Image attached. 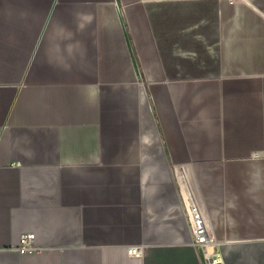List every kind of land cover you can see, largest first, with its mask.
Here are the masks:
<instances>
[{"label":"crops","instance_id":"crops-1","mask_svg":"<svg viewBox=\"0 0 264 264\" xmlns=\"http://www.w3.org/2000/svg\"><path fill=\"white\" fill-rule=\"evenodd\" d=\"M215 260L264 264V0H0V264Z\"/></svg>","mask_w":264,"mask_h":264},{"label":"built area","instance_id":"built-area-1","mask_svg":"<svg viewBox=\"0 0 264 264\" xmlns=\"http://www.w3.org/2000/svg\"><path fill=\"white\" fill-rule=\"evenodd\" d=\"M190 211V224L194 234V245L199 250H204L210 245L211 237L209 235V228L206 225L203 211H201L198 204L192 203L189 207ZM35 233H24L20 237L19 243L16 246L18 251L23 254H34L39 251V247L36 244ZM128 253L132 256H142L143 249L139 247H132L128 249ZM217 261V260H215ZM215 261L213 263H215ZM219 262V261H217ZM212 263V264H213Z\"/></svg>","mask_w":264,"mask_h":264},{"label":"water","instance_id":"water-1","mask_svg":"<svg viewBox=\"0 0 264 264\" xmlns=\"http://www.w3.org/2000/svg\"><path fill=\"white\" fill-rule=\"evenodd\" d=\"M213 264H222L221 262H217V261H215V263H213Z\"/></svg>","mask_w":264,"mask_h":264}]
</instances>
